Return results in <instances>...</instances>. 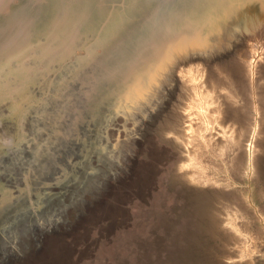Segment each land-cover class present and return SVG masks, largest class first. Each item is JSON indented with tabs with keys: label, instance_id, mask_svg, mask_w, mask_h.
<instances>
[{
	"label": "rangeland",
	"instance_id": "rangeland-1",
	"mask_svg": "<svg viewBox=\"0 0 264 264\" xmlns=\"http://www.w3.org/2000/svg\"><path fill=\"white\" fill-rule=\"evenodd\" d=\"M57 4L12 19L33 40L35 25L70 22L52 12ZM123 4L115 12H126ZM233 6L223 3L221 14L235 28ZM105 32L110 39L95 50L129 37ZM242 52L239 84L194 90L166 140L131 135L105 102L88 62L94 57L81 56L75 85L59 89V108L40 111L55 126L45 122L33 137L28 126L26 139L37 145L0 156V264H264V35L250 37Z\"/></svg>",
	"mask_w": 264,
	"mask_h": 264
},
{
	"label": "water",
	"instance_id": "water-1",
	"mask_svg": "<svg viewBox=\"0 0 264 264\" xmlns=\"http://www.w3.org/2000/svg\"><path fill=\"white\" fill-rule=\"evenodd\" d=\"M20 1L0 0V14ZM174 1L124 0L129 4L126 12H112L105 33L127 30L129 37L120 35L102 46L103 55H91L100 62L106 104L125 126L130 124L126 129L131 135L153 133L166 140L194 90L239 84L233 78L246 71L243 46L250 37L264 35V0L234 6L231 0H193L192 8L182 5L186 0ZM223 3L238 13L235 28L225 26Z\"/></svg>",
	"mask_w": 264,
	"mask_h": 264
},
{
	"label": "flooded vegetation",
	"instance_id": "flooded-vegetation-1",
	"mask_svg": "<svg viewBox=\"0 0 264 264\" xmlns=\"http://www.w3.org/2000/svg\"><path fill=\"white\" fill-rule=\"evenodd\" d=\"M80 1L47 0L39 4L50 8L58 3L52 12L62 11L68 14L71 20L60 26L54 25L52 20L48 27L35 25L38 27L39 36L33 40L31 37L28 40L26 28L17 25L12 18L21 10H25L29 15L35 14L34 8L39 5L21 0L19 4L13 5L9 12L0 14V18H8L0 21V110H3L0 114L3 128L0 137H6L4 141L0 140V156L7 153V150L37 145L35 137L26 139L28 126L35 129L32 137L42 130L41 125H45V122H51L50 127H54V121L46 119L45 113L48 110L43 111L42 114L45 116L43 120L42 107L44 109L49 107L54 112L59 108L58 100L63 96L60 90L62 87L75 85L73 82L77 80L75 75L81 71L79 67L81 62L78 60L81 56L103 55L102 47L95 50L94 43L97 40L106 43L107 39H110L103 31L108 27L111 13L117 11V8H123L124 0H94L84 8H77ZM92 16H95V19L91 22ZM45 30L57 31L60 36L46 38L41 35ZM28 41L31 42V46L27 45ZM76 42L80 44L76 45ZM44 55L57 56L51 58ZM91 57L94 58L88 60L91 63L89 66L98 71L99 62L96 56ZM34 72H38L39 79H42L41 83L32 82L31 74L34 75ZM33 89L39 94L35 98L29 95ZM26 98L30 100L27 102ZM41 133H46V137L48 135L45 131Z\"/></svg>",
	"mask_w": 264,
	"mask_h": 264
}]
</instances>
